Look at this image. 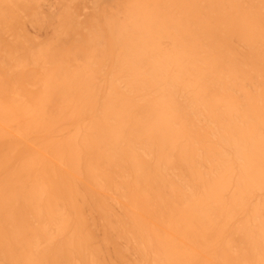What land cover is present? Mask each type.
<instances>
[{"label":"bare ground","instance_id":"6f19581e","mask_svg":"<svg viewBox=\"0 0 264 264\" xmlns=\"http://www.w3.org/2000/svg\"><path fill=\"white\" fill-rule=\"evenodd\" d=\"M0 264H264V0H0Z\"/></svg>","mask_w":264,"mask_h":264}]
</instances>
